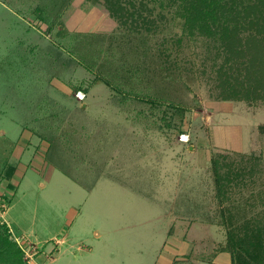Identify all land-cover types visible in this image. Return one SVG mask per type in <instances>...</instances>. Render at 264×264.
<instances>
[{
	"label": "rangeland",
	"instance_id": "obj_1",
	"mask_svg": "<svg viewBox=\"0 0 264 264\" xmlns=\"http://www.w3.org/2000/svg\"><path fill=\"white\" fill-rule=\"evenodd\" d=\"M18 1L34 4L20 13L40 28L22 24L17 66L0 7V223L23 262L61 252L51 264H137L169 221L161 213L178 209L216 212L246 257L264 237V101H221L215 50L158 2L142 9L151 29L90 0ZM220 108L233 111L219 121L240 126L242 151L208 154Z\"/></svg>",
	"mask_w": 264,
	"mask_h": 264
},
{
	"label": "trees",
	"instance_id": "obj_2",
	"mask_svg": "<svg viewBox=\"0 0 264 264\" xmlns=\"http://www.w3.org/2000/svg\"><path fill=\"white\" fill-rule=\"evenodd\" d=\"M90 1L105 5L110 15L122 23L142 18L151 29L155 21L144 16L142 9L152 15L154 4L158 2L161 9L167 10L168 17L179 19L183 35L199 37L215 50L214 63L220 62L214 81L221 101H264V0ZM149 2L151 8H148ZM211 165L214 175L218 176L217 160L212 158ZM261 167L264 180L263 163ZM216 181L219 185L217 177ZM225 248L231 254L232 264H256L261 254L264 264V237L260 233L255 236L252 251H246V257L237 248L231 233H227ZM0 260L25 264L22 250L10 239L7 227L1 223Z\"/></svg>",
	"mask_w": 264,
	"mask_h": 264
},
{
	"label": "crops",
	"instance_id": "obj_3",
	"mask_svg": "<svg viewBox=\"0 0 264 264\" xmlns=\"http://www.w3.org/2000/svg\"><path fill=\"white\" fill-rule=\"evenodd\" d=\"M19 2L20 1L15 0V9L6 3L0 4V7L6 13V17H10V22L8 23L10 29L5 28L4 33L7 32L5 33L6 35H4V33L1 35L2 43L5 44V42L9 40L11 44H14L13 47H15L14 50H11V53H9L10 51H7L5 57L11 55L17 66L19 52L20 59H22L24 55L22 47L21 51H19V42L23 41L24 37L23 25L26 24L32 30L37 29V27L40 28V20L38 19V16L37 18L35 16L33 19L26 20L20 13V11L24 10L35 12L34 4H29L25 7V5H21ZM19 25L21 27H19ZM224 104L226 103H221V105ZM220 109L221 110H218L214 115V124L210 126L214 129V136H212L214 146H211V142L209 143V141L206 140V143L209 144L206 145H208V147L210 146L207 148L208 154H211L213 150H217L218 148H225L230 151H242L240 126H231L230 124H223L219 121L221 116H225L233 111L224 108ZM2 133H4V131H2ZM30 144L31 143L29 142L27 145L29 147L28 150L30 149ZM208 156L210 159V155ZM177 195L178 199L179 193H177ZM193 197L194 199L203 198L199 193H196ZM208 212L207 214L206 212L197 209L186 212L185 210L178 209L176 211H168V213H161L162 216L160 217H167L169 221L167 220L164 229L159 231V235H156L158 239L155 240L154 244L137 249L141 251L139 257H145L141 262L137 261V264H232L231 254L225 248L226 242L223 236V228L214 220L216 212ZM58 239L63 241V236L54 237L50 241H55L54 243H56V240ZM37 242L45 243L46 240H38ZM55 245L56 244H54V247ZM57 249H60V246ZM60 254L61 252L56 258H52V261H50L49 264L59 259Z\"/></svg>",
	"mask_w": 264,
	"mask_h": 264
},
{
	"label": "built area",
	"instance_id": "obj_4",
	"mask_svg": "<svg viewBox=\"0 0 264 264\" xmlns=\"http://www.w3.org/2000/svg\"><path fill=\"white\" fill-rule=\"evenodd\" d=\"M76 98L80 101H83L86 97L85 93L82 92V91H78L76 94H75ZM189 134L188 133H183L180 135L179 137V140L183 143H187L189 141Z\"/></svg>",
	"mask_w": 264,
	"mask_h": 264
}]
</instances>
